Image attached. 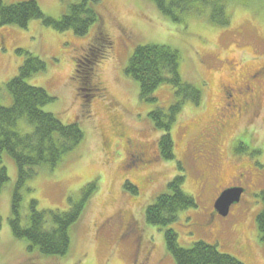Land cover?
<instances>
[{"label": "rangeland", "instance_id": "rangeland-1", "mask_svg": "<svg viewBox=\"0 0 264 264\" xmlns=\"http://www.w3.org/2000/svg\"><path fill=\"white\" fill-rule=\"evenodd\" d=\"M36 1L46 16L58 18L82 0ZM231 1L226 5L229 25L213 24L208 11L173 21L149 0H99L100 24L93 23L83 35L72 29L59 31L39 19L30 20L25 27H0V104L12 105L7 81L17 75L25 52L34 54L45 62V70L26 81L44 88L53 98L42 110L57 115L63 123L79 122L83 130L82 141L56 167H37L25 182L22 214L31 199L40 210L64 211L70 205L69 197L78 200L86 185L93 186L72 230L69 252L62 257L40 254L11 234L10 205L17 167L11 156L3 154L0 165L6 168L8 181L0 191V264H174L165 246L166 229L176 232L180 246L202 241L243 264H264V242L256 224L264 188V101L257 118L240 120L221 142L212 144L213 157L205 144L210 141L207 135L195 131L192 137L188 133L193 124L200 127L212 117L221 104L220 87L232 78L227 63L252 72L264 61V0ZM143 44L176 49L182 79L202 92L200 104L185 101L176 116L170 130L174 154L170 161L158 155L156 142L161 133L147 114L157 108L166 110L173 103L175 88L160 85L153 93L156 102H145L139 98L137 82L124 73L134 48ZM75 57L80 60L79 83L73 80ZM92 79L104 91L88 101L86 96L94 93ZM117 122L125 138L150 153L149 163L133 164V157L126 161L123 138L114 135ZM17 128L26 133L33 127L19 119ZM209 159L211 166L206 165ZM232 170L249 172V180L228 214L213 216L212 202L229 180L224 176ZM179 175L184 176L182 190L197 206L179 212L169 225H150L145 219L146 207ZM137 179L144 182L134 193L124 188Z\"/></svg>", "mask_w": 264, "mask_h": 264}, {"label": "trees", "instance_id": "trees-1", "mask_svg": "<svg viewBox=\"0 0 264 264\" xmlns=\"http://www.w3.org/2000/svg\"><path fill=\"white\" fill-rule=\"evenodd\" d=\"M149 1L161 15L173 21H183L189 15L208 11V18L213 24L230 23L226 12L229 0ZM98 4L99 0H82L71 5L58 18H52L42 12L36 0H22L11 4L0 0V27L8 24L25 27L30 20L39 19L44 25L59 31L72 29L75 34L83 35L93 23L100 24ZM103 43L108 45V42ZM43 70L45 62L39 56L25 52V59L19 66L17 75L7 81L12 105L5 107L0 104V162L3 154H6L14 159L17 167V180L10 205L11 234L27 241L29 250L36 249L49 257H62L71 248L72 230L81 219L93 186L86 185L78 200L69 197L70 205L64 211L40 210L37 208V201L31 199L26 214L21 212L22 187L35 175L37 167H56L83 139L79 122L63 123L57 115L42 110L53 98L44 88L32 86L26 80ZM124 73L137 82L139 98L145 102H156L153 93L160 85L169 84L175 88L173 103L166 110L157 108L147 114L153 126L161 133L156 142L159 157L163 161L172 160L171 127L185 101L195 105L201 103V90L182 79L179 53L166 45L136 46L127 60ZM19 119L32 125V130L21 132L17 128ZM183 179L182 175L175 176L167 184V191L157 195L146 207L145 219L150 225H169L176 221L179 212L197 206L196 200L182 190ZM7 181L6 168L0 165V191ZM124 188L135 192V188L128 183H125ZM260 197L262 207L257 214L256 224L259 239L264 242V188L260 191ZM164 238L166 250L173 257L174 264H243L237 258L220 252L215 245L202 241L193 242L186 247L180 246L177 234L172 229L165 230Z\"/></svg>", "mask_w": 264, "mask_h": 264}, {"label": "flooded vegetation", "instance_id": "flooded-vegetation-1", "mask_svg": "<svg viewBox=\"0 0 264 264\" xmlns=\"http://www.w3.org/2000/svg\"><path fill=\"white\" fill-rule=\"evenodd\" d=\"M73 60H74L73 80L79 83L78 80H80L79 78L80 75L77 73L78 72L77 67H79L78 62H80V60L77 57H75ZM92 70L93 68H90V71ZM227 72L232 76V78L229 79L230 81L222 84L220 87L219 91L222 98L221 104L217 109H214L213 116L209 117L205 122H203L200 127H196L197 125L193 124V126H191L188 131V133L192 137L195 136L194 135L195 131H198L199 134H205L208 136L210 141H206L205 144L210 146L209 149L211 150L210 152L211 157L214 156L212 144L214 146L215 144L221 142L220 139L223 137V135L231 127L236 125L240 120L242 119L254 120L255 118H257L261 109L263 108L264 61L260 63V65L252 72H243L241 67L238 66L237 68H232V66L229 63H227ZM90 87L94 93L86 96L88 101L91 100L94 97V95L97 93L98 95L103 94L104 89L100 82H96L94 79H92ZM111 121L113 122V126H114V122H115L114 119ZM120 127H122V125L119 122H117L114 130L115 132L114 135L123 138V142L125 145V154L127 157L126 161L127 160L131 161V157H133L135 158L133 164H135L134 162H145L146 164L149 163L151 159L149 160L148 154L150 153L147 152L141 144L135 143L134 141L133 142L129 141L127 138H125L118 131V128L120 129ZM106 142L107 145L109 142L108 140H106ZM236 145H237V140L234 142V146L232 147V149H234ZM204 147L205 146L203 145V147L201 148V152H203ZM210 160L211 159L207 161L206 165L211 166ZM204 174L205 173H203V176H205ZM248 176H249V172L247 171L236 172L235 170H232V172L224 176L229 180L227 184L223 186V188H221V190H225L228 188L244 189L245 187L243 186V184L249 180ZM143 182L144 181L139 182V179H137L136 183L130 182V185L137 190L140 188ZM215 199L212 202L213 216L219 215L214 210L213 207ZM126 224L130 225L131 222H127ZM143 262L144 260L142 261V263ZM136 264H141V263H136Z\"/></svg>", "mask_w": 264, "mask_h": 264}, {"label": "water", "instance_id": "water-1", "mask_svg": "<svg viewBox=\"0 0 264 264\" xmlns=\"http://www.w3.org/2000/svg\"><path fill=\"white\" fill-rule=\"evenodd\" d=\"M243 188H228L223 190L214 202V210L221 216L228 214L232 204L239 201Z\"/></svg>", "mask_w": 264, "mask_h": 264}]
</instances>
